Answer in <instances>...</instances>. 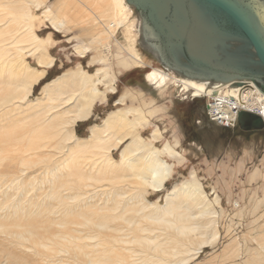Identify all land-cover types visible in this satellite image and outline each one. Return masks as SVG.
<instances>
[{
  "label": "bare ground",
  "instance_id": "1",
  "mask_svg": "<svg viewBox=\"0 0 264 264\" xmlns=\"http://www.w3.org/2000/svg\"><path fill=\"white\" fill-rule=\"evenodd\" d=\"M47 1L0 0V6L6 7L11 14L9 20L0 23V111L9 107L0 113V138H4L0 139V144L9 142L5 144L7 149L3 150L7 151L12 141H22L19 128L28 127L23 132L30 136L28 144L31 146L39 145L40 138L54 133L64 150L63 161L43 171L46 182L41 183L52 184V187H34L31 180L28 187L22 186L25 169L20 167V173H15L13 179L6 182L0 195V264H190L203 249L213 246L220 238L218 214L213 206L219 197L216 195L211 201L196 181L194 172L190 173V180L166 192L164 204L150 202L144 197L147 189L162 191L171 177L173 165L163 157L177 160L181 155L167 143L161 148L154 144L161 138L157 128L150 132L149 140L141 135L140 129H148L151 113H145L139 106H117L100 124L91 126L87 138L76 136L75 126L91 116L96 104L108 99V93L99 85L105 86L111 94L116 92L117 74L112 68L98 67L94 73L81 66L70 68L42 86V98L30 99L35 84L54 65V57L48 49L54 40L50 34L40 37L35 31L36 23L40 27L47 21L55 32L61 34L80 27L90 33L94 41H102L103 49L112 55L110 38L119 27L126 25L134 12L138 42L156 57L161 66H151L144 76L154 88L159 89L172 80L182 90L192 92V97H206V107L210 103L219 109L220 114L228 115L238 104L257 111L263 125L264 89L261 90L249 78L197 79L163 66L157 46L143 41L142 19L127 0H54L48 5ZM126 26L130 31L132 24ZM73 38L70 36L67 41L72 42ZM131 45L124 44L115 51L118 73L144 64L140 53ZM22 46L36 56L37 67L22 58ZM94 48L81 41L74 44V52L81 58H86ZM108 60L109 57L98 54L91 57L93 64H105ZM4 72L7 74L3 79ZM126 95L121 94L116 104H125ZM52 102L55 105H51ZM14 103L20 104L15 114ZM6 118L17 121V124L3 130ZM37 121H40L39 125ZM24 133L21 135L27 138ZM119 147L117 160L112 152ZM4 148L0 147V150ZM87 153H92L94 160L86 169L76 168L75 173L80 179L76 181L72 176L73 180L59 178L67 161H77L78 165L77 159L84 158ZM28 161L25 157L22 160L24 163ZM72 173L71 170L69 174ZM31 177L35 178L29 176V179ZM103 181L125 184H110L107 191L99 192L106 188L100 186L106 184L101 183ZM75 183L82 186H70ZM99 186L101 189L98 190ZM30 187L36 189L34 194H30ZM87 187L92 189L86 190ZM116 187L119 190L114 189ZM128 189L132 193L126 192ZM134 198L138 199L137 203H128ZM137 218L170 231L169 237L165 240L153 235L156 232L142 225ZM118 220L122 221L121 225L117 224ZM73 224L88 230L74 229ZM148 230L153 234L141 235ZM118 238L126 239L121 245L137 243L142 250L136 252L143 256L133 253L130 246L122 248L120 243L115 246L109 240ZM85 239L95 242L87 243ZM62 256L68 258L64 260ZM169 257L173 259H167Z\"/></svg>",
  "mask_w": 264,
  "mask_h": 264
},
{
  "label": "rangeland",
  "instance_id": "2",
  "mask_svg": "<svg viewBox=\"0 0 264 264\" xmlns=\"http://www.w3.org/2000/svg\"><path fill=\"white\" fill-rule=\"evenodd\" d=\"M52 1L54 0H48L46 4H51ZM35 12L40 13L41 11ZM10 16L9 10L6 7L3 8L0 6V23H5L6 20L11 18ZM10 24L14 25V22H10ZM127 24H132L130 31L127 29ZM126 25L119 27L115 35L110 38V50L112 52V55H110L103 49L102 41H94L90 33H87V31L82 30L80 27L75 28L70 33L61 34L55 32L47 21L40 27L36 23L35 31L40 37L50 34L54 40L48 49L49 54L54 57L55 65L51 69L48 68L42 78L45 77L47 71L51 79V77L58 76L59 73L61 74L70 68L77 69L78 66H81L90 73H94L98 67H110V70L112 68L116 72L117 78L119 76L118 82L116 80L115 85L116 92L111 94L105 86L99 85L101 90H105L108 93V99L94 106L92 114L89 117L90 119H87L88 121L85 120L86 122H79L80 124H77L82 136L85 137L78 136L75 132L76 136L79 138H87L90 134L91 126L100 124L106 114L111 110H115L117 106H120V108L139 106L145 113L150 112L148 129H140L141 135L149 140L150 132L157 128L161 134V138L159 142L154 144L159 148L165 143L169 144L180 153L181 158L176 160L166 156L163 157L168 163L173 165L171 177L165 183L162 191L154 192L151 189H147L143 194L144 197L150 202L164 204L166 192H169L174 187H178L182 182L188 179L190 180L191 172H194L196 181L211 201H214L216 195L219 197L218 203L213 202V206L214 208L216 207L215 209L218 214L217 228L220 232V238L213 246L203 249L198 258L190 264H264V246L262 247L264 243V127L246 130L240 128L239 125L233 128L219 126L208 119L206 114V97H192V92L182 90V87L174 85L172 80L167 81L166 85H163L159 89L149 85L145 81V73L150 70L151 66L161 67L160 63L147 48L140 46L138 42L137 16L134 12L130 14ZM70 36L75 37L72 42L67 41ZM80 41L83 44L85 43L91 47L93 46V48L95 47L86 58H81L74 52V44L80 43ZM124 44L134 46L140 53L144 64L142 67L118 73L117 67H115L118 62L115 51L118 47L124 46ZM21 51L22 58L26 62L33 67L38 66L36 56L29 52L26 46H22ZM93 54H98L101 57H109V60L105 64H93L91 62ZM5 73L7 74V72L2 73L3 79L6 77ZM42 86L39 90L36 89V95L31 93L29 98H42ZM123 93L127 94L125 104H116ZM51 105H55V102H52ZM13 107H15V114L20 104L14 103ZM6 108L4 110L2 109L3 111H0V113L9 110V107ZM16 118L18 121L19 117L16 116ZM4 121L6 123L2 128L3 130L17 124V121H8L7 118ZM37 122L39 125L40 121ZM87 124L91 125L87 127ZM7 125L10 126L8 127ZM19 129L21 130H18L20 131L18 134L22 137V141H15L16 143L12 141L10 143V148L13 147L11 150L9 148L7 151H3L7 149L6 145L9 142L2 141L3 146L0 144L1 148L5 147L0 150V195H2L1 191L6 188V182L9 183L15 173H20V168L25 169L22 186L28 187V182L31 180L34 187L40 186L41 189L44 187H52V184L41 183L46 182L43 171L63 161L61 155L64 150L60 147L62 142L58 141V137L54 133L47 134L39 139V145L41 144L40 148L39 145L31 146L28 144L30 139L28 137L30 136L23 132L28 127H20ZM21 133L26 134L27 138L21 135ZM0 139L3 140L4 138ZM13 149H15V152ZM119 152L120 147L113 150L112 155L114 159H119ZM86 156H89V158H85ZM91 156L92 153H87L84 158H78L77 160L80 162L78 165L76 163L77 161H67L68 163H65L66 167L60 170L62 173H60L59 178L61 180H65L66 178L67 180H73L71 179L72 176L75 180L80 179L75 173V170L77 167H84L86 169L94 160ZM24 157L30 161L27 163L22 162ZM174 162L177 163L175 166L173 164ZM46 165L49 167H46ZM71 170L74 173L72 175L69 174ZM29 176L35 178L33 179L31 177L32 179H29ZM101 183H106L100 185L106 188L99 190V188L101 189L99 186V192L107 191L109 189L107 187L111 186L110 184L114 186H123L125 184L120 182L113 184L109 181H103ZM70 186H82V184L75 183ZM12 187L14 186L12 185ZM29 189L31 191L30 194H34L36 189H32L31 187ZM91 189V187L86 188V190ZM114 189L118 188L116 187ZM126 192L132 193L130 189ZM233 201L238 203L236 208L233 206ZM52 202L55 203L54 200ZM137 202V198L128 201V203ZM96 203L101 204L99 202ZM137 219L141 221L142 225H146L148 229L156 232L155 234L151 232V234L157 235L159 238H164L165 240L169 237L170 231L160 227L156 223H149L141 218ZM117 222L119 225L122 224L120 220ZM72 227L74 229L84 230L83 232L88 230V228L85 230L82 226L74 224ZM151 234L149 230L141 232V235ZM109 240L114 242L115 246L119 243V246L122 248L130 246L133 248V253L135 252L138 256H143L141 252H136V250H142L137 243H134V245H121L122 240H126L125 238ZM84 241L92 244L95 242V240L90 239H85ZM62 258L66 260L68 257L62 256ZM167 259L173 258L169 257Z\"/></svg>",
  "mask_w": 264,
  "mask_h": 264
},
{
  "label": "water",
  "instance_id": "3",
  "mask_svg": "<svg viewBox=\"0 0 264 264\" xmlns=\"http://www.w3.org/2000/svg\"><path fill=\"white\" fill-rule=\"evenodd\" d=\"M142 19L145 44L163 66L197 79H251L264 89V0H127ZM207 77V78H206ZM240 128H263L238 114Z\"/></svg>",
  "mask_w": 264,
  "mask_h": 264
},
{
  "label": "built area",
  "instance_id": "4",
  "mask_svg": "<svg viewBox=\"0 0 264 264\" xmlns=\"http://www.w3.org/2000/svg\"><path fill=\"white\" fill-rule=\"evenodd\" d=\"M212 102L216 103L215 100H212ZM207 104H208V101H207ZM211 105L212 104L209 103V107H207L206 109V114L208 116V119L211 122L219 126L225 127V128H233L238 125V114L240 111H248L251 113L255 112V114H257V111H254V112L250 111L244 105L238 104L235 108L232 109V111L228 113V115H223V114H220L219 109H217L216 106L213 107ZM233 206L236 208L238 206V203H236V201H233Z\"/></svg>",
  "mask_w": 264,
  "mask_h": 264
},
{
  "label": "trees",
  "instance_id": "5",
  "mask_svg": "<svg viewBox=\"0 0 264 264\" xmlns=\"http://www.w3.org/2000/svg\"><path fill=\"white\" fill-rule=\"evenodd\" d=\"M55 65V64H54ZM54 65H53V67H54ZM52 67V68H53ZM51 69V68H50ZM60 74V73H59ZM58 74V75H59ZM57 76V75H56ZM56 76H54V77H56ZM54 77H51V79L52 78H54ZM50 79V77H49V74H48V71H47V73H46V75H45V77L44 78H42L39 82H38V84H36L35 86H34V88H33V92H32V94H34V95H36V91L37 90H39L40 88H41V86L44 84V83H46V82H48L49 80H51ZM118 79H119V76H118V78H117V82H118ZM37 89V90H36ZM117 90H118V88H117ZM118 97V96H117ZM116 97V98H117ZM115 98V99H116ZM114 99V100H115ZM90 119V118H89ZM88 119V120H89ZM87 120V121H88ZM86 122V121H85ZM83 123V122H82ZM93 123H95V122H93ZM93 123H91V124H93ZM80 124V123H79ZM78 124V125H79ZM91 124H89V125H91ZM78 125L75 127V132L78 134V136H82V133H81V130H79V128H78ZM89 125L87 124V127H89ZM87 136V135H86ZM82 137H85V136H82Z\"/></svg>",
  "mask_w": 264,
  "mask_h": 264
},
{
  "label": "crops",
  "instance_id": "6",
  "mask_svg": "<svg viewBox=\"0 0 264 264\" xmlns=\"http://www.w3.org/2000/svg\"><path fill=\"white\" fill-rule=\"evenodd\" d=\"M173 164H174V166H175V164H177V163H176V162H174Z\"/></svg>",
  "mask_w": 264,
  "mask_h": 264
}]
</instances>
